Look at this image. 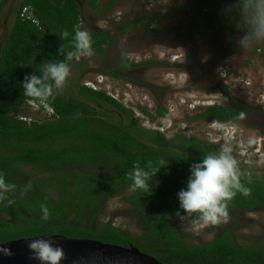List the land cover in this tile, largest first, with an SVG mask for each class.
<instances>
[{
  "label": "trees",
  "instance_id": "16d2710c",
  "mask_svg": "<svg viewBox=\"0 0 264 264\" xmlns=\"http://www.w3.org/2000/svg\"><path fill=\"white\" fill-rule=\"evenodd\" d=\"M87 3L97 15L98 0ZM23 8L30 9L35 23L20 17ZM81 20L77 0H19L13 24L4 37L0 49V174L17 187L7 194L14 203L0 200V242L62 235L132 245L162 264H264V248L252 238L237 236L232 227L223 229L209 243L199 244L176 222L177 193L186 186L190 165L218 152V146L197 137L179 134L166 138L159 130L144 129L133 111L115 98L80 85L78 80L71 82L69 77L65 83L73 93L56 92L50 102L51 116L44 107L37 110L44 114L39 120L19 115L25 108H33L21 85L26 75H40L46 62L65 61L70 69L77 66L78 57H66L75 51L74 27L85 30ZM207 27L217 29L218 23H207L201 31ZM64 31L69 32L67 38ZM87 31L92 36V56H103L110 43L109 33ZM139 65L122 57L117 69L106 73L121 79L127 69ZM222 90L227 92L224 87ZM233 104L235 108L209 106L195 120L233 123L242 114L240 108L245 107L235 101ZM140 111L149 117L145 109ZM157 113L162 118L167 114L164 108ZM136 165L159 168L148 181L147 193L129 190ZM239 177L249 194L237 191L227 201L228 218L264 210V177ZM29 182L31 187L22 194ZM116 198L131 205L136 232L109 222L107 206ZM42 203L50 211L47 221L40 218ZM190 217L198 219V214Z\"/></svg>",
  "mask_w": 264,
  "mask_h": 264
},
{
  "label": "rangeland",
  "instance_id": "374dc122",
  "mask_svg": "<svg viewBox=\"0 0 264 264\" xmlns=\"http://www.w3.org/2000/svg\"><path fill=\"white\" fill-rule=\"evenodd\" d=\"M77 1L82 8L81 27L107 31L110 43L101 57H78L77 66L70 69L71 82L78 80L80 85L106 92L132 110L142 128L159 130L166 138L182 134L220 149L230 147L239 176L264 177V136L260 133L264 129V42L246 51L237 48L239 33L221 15L230 2L98 0L99 10L94 15L87 0ZM18 3L0 0V41L13 24ZM214 21L217 29L201 31ZM122 57L139 67L127 69L121 79L108 77L106 72L117 69ZM223 85L226 94L219 93ZM60 91L73 93L67 83ZM232 100L246 104L252 112L227 124L195 120L203 109L229 105ZM160 108L166 110V117L158 116ZM19 115L28 120L44 117L43 112L31 107ZM107 208L111 224L137 231L128 202L116 198ZM226 221L203 222L189 216L176 222L193 242L205 244L215 238ZM232 222L237 226V236L258 238L260 245L264 244V210L241 215Z\"/></svg>",
  "mask_w": 264,
  "mask_h": 264
},
{
  "label": "clouds",
  "instance_id": "9594fccd",
  "mask_svg": "<svg viewBox=\"0 0 264 264\" xmlns=\"http://www.w3.org/2000/svg\"><path fill=\"white\" fill-rule=\"evenodd\" d=\"M221 15L239 33L235 44L240 51L250 50L264 42V0H232L231 3L224 5ZM73 33L75 51L69 52L66 59L92 56L94 50L89 31L75 26ZM68 36L69 32L64 31L63 37ZM69 76L70 66L67 62H46L42 66L40 75L25 76L21 82L23 94L31 98L30 105L32 104L34 109L39 110L44 107L48 116H51L53 111L50 102L55 98L56 92L63 88ZM158 170L159 168L150 170L139 165L134 166L129 190L147 193L148 181L153 179ZM189 173L186 186L177 193L179 203L175 215L181 220L192 214H198L199 220L216 223L221 218H227V201L231 200L237 191L244 195L249 194V189L240 182L237 162L231 155L230 147L224 146L218 152L205 155L201 160L190 165ZM16 187L0 174V200H7L8 204L14 203L13 200L8 199L7 194L15 191ZM30 187L29 182L22 190V194ZM181 211L184 215H181ZM40 213L42 221L49 220L50 211L46 203L40 205ZM4 244L6 243L0 242V255L13 256L12 250L4 247ZM28 249L32 254L30 259L38 260L40 264H60L65 258L63 247L54 245L49 239H31Z\"/></svg>",
  "mask_w": 264,
  "mask_h": 264
},
{
  "label": "water",
  "instance_id": "95a60500",
  "mask_svg": "<svg viewBox=\"0 0 264 264\" xmlns=\"http://www.w3.org/2000/svg\"><path fill=\"white\" fill-rule=\"evenodd\" d=\"M40 238L49 239L54 245L63 247L65 258L60 264H162L132 245L123 247L94 240L70 239L62 235L10 241L3 246L10 248L13 256L0 255V264H40L38 260L30 259L32 254L28 249L31 239Z\"/></svg>",
  "mask_w": 264,
  "mask_h": 264
},
{
  "label": "flooded vegetation",
  "instance_id": "af4514ba",
  "mask_svg": "<svg viewBox=\"0 0 264 264\" xmlns=\"http://www.w3.org/2000/svg\"><path fill=\"white\" fill-rule=\"evenodd\" d=\"M0 9H1V8H0ZM3 41H4V40H1V41H0V49H1V47H2ZM223 87L226 88L224 85L221 86L220 91H219L220 94H226V93L228 92V90H227V92H225L224 90H222ZM226 89H227V88H226ZM233 101H235V100H232L231 103H230V104L228 103V104H229L230 106H232L233 108H235V105L233 104ZM235 102H237V103H238L239 105H241V106H245L243 109L240 108L241 111H239V112H241L242 114L240 115L239 119H238L237 121H235V122H238V121L242 120L243 118H245L250 112H252V110L250 109L249 106H247L246 104H243L242 102H239V101H235ZM262 105H263V104H262ZM233 123H234V122H233ZM260 133H261V135L264 136L262 130H260ZM249 176H250V175H249ZM259 211H261V210H260V209H259V210H252L251 212H248V213L256 214V213H258ZM244 214H247V212H246V213H238L236 216H232V218H231V217H229V218H228V217L225 218L227 221L225 222V225H224V226H222V227L219 228V232H218L217 235H220L223 229H225V228H229V227H232L231 231H233V232L235 233V232H236L235 228H236L237 226H234V223H233L232 221L237 220V219L239 218V216L244 215ZM230 218H231V219H230ZM207 231H210V228H209ZM217 235H216V236H217ZM212 240H213V239H212ZM254 240H256L254 243L257 244L258 247H262V248H264V244H263V245H260L261 243H259L258 238H257V239H254Z\"/></svg>",
  "mask_w": 264,
  "mask_h": 264
},
{
  "label": "built area",
  "instance_id": "2783aa9c",
  "mask_svg": "<svg viewBox=\"0 0 264 264\" xmlns=\"http://www.w3.org/2000/svg\"><path fill=\"white\" fill-rule=\"evenodd\" d=\"M20 17L21 18H24V19H28V20H32L34 23L36 22L34 20V16H33V13L30 11L29 8H23L21 14H20ZM32 105V104H31ZM33 106V105H32Z\"/></svg>",
  "mask_w": 264,
  "mask_h": 264
}]
</instances>
